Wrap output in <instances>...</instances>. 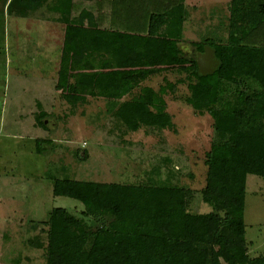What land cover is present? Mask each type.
Segmentation results:
<instances>
[{
    "label": "trees",
    "instance_id": "obj_1",
    "mask_svg": "<svg viewBox=\"0 0 264 264\" xmlns=\"http://www.w3.org/2000/svg\"><path fill=\"white\" fill-rule=\"evenodd\" d=\"M160 6L161 12L141 15L147 19L142 35L101 28V7L82 9L64 29L56 89L72 107L88 97L107 100L130 132L171 129L162 96L173 85L159 92L143 87L120 100L149 77L180 68L188 82L186 104L212 120L201 196L213 212L188 213V190L178 186L52 179L53 196L80 202L98 227L92 231L65 209H52L44 223L46 264H264V255L249 256L244 223L247 177L264 184V0H229L226 42L191 44L196 54L205 46L215 50L220 65L208 76L198 75L196 54L187 56L178 45L189 16L185 0ZM37 109L35 124L43 128L47 114ZM198 236L208 240L194 241Z\"/></svg>",
    "mask_w": 264,
    "mask_h": 264
},
{
    "label": "rangeland",
    "instance_id": "obj_2",
    "mask_svg": "<svg viewBox=\"0 0 264 264\" xmlns=\"http://www.w3.org/2000/svg\"><path fill=\"white\" fill-rule=\"evenodd\" d=\"M57 1L0 0V113L4 104V125L0 124V264H46L47 227L44 223L54 208L65 209L82 219L92 231L97 229L96 222L84 217L80 202L53 196L52 179L178 186L188 190V213L208 216L213 212V206L203 203L201 196L206 178L205 155L214 139L212 120L208 114L197 113L186 104L188 82L180 68H168L149 77L124 98L128 101L139 95L143 87L159 92L161 87L173 85L174 89L166 88L162 96L172 119L171 129L142 127L130 132L113 117L114 109L107 112L101 98L87 99L76 107L65 103L52 107L45 118L48 130L45 134L36 130L31 133V128L27 130L10 120L8 111L12 107L7 101L13 90L6 89L3 97V85L9 80V69L13 66L11 51L21 52L29 41L34 44V37L38 35L53 33L55 41H60L63 27L55 22L52 23L55 26L49 25L57 13V5L61 7V0ZM62 1L68 7L69 0ZM99 1L103 0H76L77 14L82 9L98 10ZM120 1L138 3L137 0ZM142 1L144 7L141 3L137 6L141 15L161 12L160 5L168 0H157V4L156 0ZM185 3L189 18L178 44L185 55L194 57L196 54L192 43L226 42L229 1L185 0ZM44 17L48 19L47 24H37L36 20ZM55 41H48L46 45L54 59L58 47ZM26 54L25 59L33 56L31 52ZM42 55H35L34 60L41 59ZM15 61L24 64L22 60ZM54 63L52 60L49 69H53ZM6 132L19 137L12 138ZM44 136L52 139L49 144L55 143L47 147L45 154L37 152L39 146L33 141ZM244 223L250 258L264 255V184L256 176L247 177ZM207 240L202 236L194 239Z\"/></svg>",
    "mask_w": 264,
    "mask_h": 264
},
{
    "label": "crops",
    "instance_id": "obj_3",
    "mask_svg": "<svg viewBox=\"0 0 264 264\" xmlns=\"http://www.w3.org/2000/svg\"><path fill=\"white\" fill-rule=\"evenodd\" d=\"M64 2L65 1L62 0L60 1L61 7L57 5L56 7L57 13L51 18L52 20L49 24L52 26L57 25L63 27V31H62L63 34L61 36L60 41L58 42V40H56L58 47H57V57L55 59L51 57L50 53L47 51L48 46H46L48 41H52V40L55 41L56 37L53 35V33H51L50 35L45 34L46 36L38 35V38L36 39L34 37L35 43L31 44V42L29 41L30 43L28 44L29 47L28 45L23 46V50L21 52L15 51L14 49H12L11 51L12 60L10 61V64L13 66L10 67L9 69V73H8L10 74L9 80L4 81L3 97H5L6 89L10 90L11 88L13 90V92L9 94V97H11L10 101H7L8 103L6 102L9 105V107H12L8 111L9 118L12 121H16L17 125L25 127L27 130L31 128L32 129V130L30 129L31 133H33V131L35 130L43 134L48 132L47 127L45 125L46 123L45 118L49 116L50 112L52 111V107L60 106L63 103H65L66 105H68V107H70V105L62 99L61 91H58L56 89L57 77H58L57 73L59 70L61 51L64 42V29L66 25L70 23V20L77 15L76 0H69L68 7L65 6ZM113 2L114 0L102 1L101 13L96 14L99 26L101 28L119 30L120 32H127L129 34H138V35L145 34L146 32L145 25L147 19L141 16L139 9L137 7L138 5L136 6L137 3L136 2L126 3L125 1H120V0L119 2L118 0H116V4H113ZM139 3L140 2H138V4ZM185 6L187 9L188 7L187 3H185ZM114 11L117 12V16H113ZM39 17L42 16L40 15ZM36 21L37 24L43 25L44 23L48 22V19L44 17L42 20L41 18H38V20ZM53 22H55V25L52 24ZM26 49H29V51H26ZM27 52L33 53L32 54L33 56H31V58L25 59ZM41 54H43L41 56V59L35 58L34 60L35 55H41ZM15 60L18 61L22 60L24 61V64L19 65V62L16 63ZM52 60L55 63L53 69L51 67L50 70L49 69L50 66L48 65L52 63ZM10 85L12 87H10ZM124 98L120 100V102L125 101ZM87 99L94 100L95 98L88 97ZM102 101L105 102V105L107 107V112H110L111 109L109 102L105 99H102ZM15 102L18 104L15 105ZM39 106L42 108V111L47 114V116L42 120L44 124L43 128H40L35 124V115L38 113L37 107ZM3 107L4 104L2 103V110L0 113L1 114L0 124L3 123L4 125V120L2 118V113L4 112ZM69 113L71 112H68V114ZM50 134L53 133L50 132ZM6 135L12 136V138L19 137L14 133L12 134V132L10 133L6 132ZM44 137L45 138L33 139L36 145H37V141H42V143L40 144V148L43 154H45L48 146L51 147V145L55 144V143L49 144V140H52L49 136H44Z\"/></svg>",
    "mask_w": 264,
    "mask_h": 264
},
{
    "label": "water",
    "instance_id": "obj_4",
    "mask_svg": "<svg viewBox=\"0 0 264 264\" xmlns=\"http://www.w3.org/2000/svg\"><path fill=\"white\" fill-rule=\"evenodd\" d=\"M197 72L199 76L212 75L219 67L220 62L215 56V50L205 46L202 53L196 55Z\"/></svg>",
    "mask_w": 264,
    "mask_h": 264
}]
</instances>
